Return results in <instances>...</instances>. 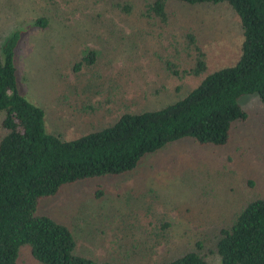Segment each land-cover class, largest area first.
Listing matches in <instances>:
<instances>
[{"label":"rangeland","instance_id":"rangeland-1","mask_svg":"<svg viewBox=\"0 0 264 264\" xmlns=\"http://www.w3.org/2000/svg\"><path fill=\"white\" fill-rule=\"evenodd\" d=\"M149 2L0 0V45L20 31V86L45 109L50 132L73 139L124 112L162 108L185 96L205 75L180 78L163 61L178 58L182 69L194 64L187 33H195L206 54L207 74L239 59L243 32L228 3L168 0L164 23L144 17ZM39 18L48 25H35ZM90 50L95 63L76 71ZM240 102L249 118L237 123L227 145L179 140L146 155L130 173L66 187L40 211L69 226L85 256L162 264L202 241L208 261L220 264L209 250L216 228L264 193V104L257 95ZM19 264L41 263L24 248Z\"/></svg>","mask_w":264,"mask_h":264},{"label":"trees","instance_id":"trees-1","mask_svg":"<svg viewBox=\"0 0 264 264\" xmlns=\"http://www.w3.org/2000/svg\"><path fill=\"white\" fill-rule=\"evenodd\" d=\"M167 1L150 0L144 17L153 15L167 23ZM178 1L192 5L228 3L240 18L243 32L239 59L207 74L206 54L195 33H187V47L197 55L194 64L182 69L178 58L163 63L180 78L205 75L197 86L162 108L124 112L111 125L73 139L50 132L45 109L21 89L20 31L0 45L4 130L0 140V264H19L24 248L41 264H116L78 253L73 230L40 211L44 201L80 181L130 173L146 155L179 140L227 145L237 123L249 118L240 99L257 95L264 104V0ZM132 9L127 6L128 11ZM36 24L46 27L48 22L39 18ZM96 54L88 51L74 69L94 64ZM211 241L209 250L220 264H264V193L217 227ZM205 247L200 241L196 248L162 264H211Z\"/></svg>","mask_w":264,"mask_h":264}]
</instances>
